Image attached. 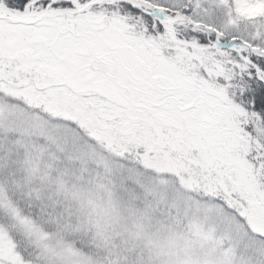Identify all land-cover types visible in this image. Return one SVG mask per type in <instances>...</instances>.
<instances>
[{
	"label": "snow or ice",
	"instance_id": "1",
	"mask_svg": "<svg viewBox=\"0 0 264 264\" xmlns=\"http://www.w3.org/2000/svg\"><path fill=\"white\" fill-rule=\"evenodd\" d=\"M0 264H264V0H0Z\"/></svg>",
	"mask_w": 264,
	"mask_h": 264
}]
</instances>
